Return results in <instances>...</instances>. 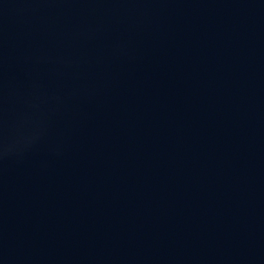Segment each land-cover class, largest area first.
I'll return each mask as SVG.
<instances>
[{"label": "water", "instance_id": "1", "mask_svg": "<svg viewBox=\"0 0 264 264\" xmlns=\"http://www.w3.org/2000/svg\"><path fill=\"white\" fill-rule=\"evenodd\" d=\"M188 53L264 116V0H105Z\"/></svg>", "mask_w": 264, "mask_h": 264}]
</instances>
